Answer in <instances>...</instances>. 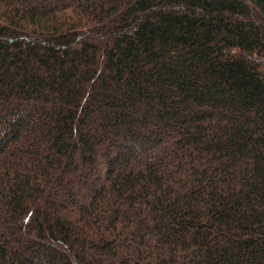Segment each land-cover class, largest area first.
Masks as SVG:
<instances>
[{
	"label": "trees",
	"instance_id": "16d2710c",
	"mask_svg": "<svg viewBox=\"0 0 264 264\" xmlns=\"http://www.w3.org/2000/svg\"><path fill=\"white\" fill-rule=\"evenodd\" d=\"M0 264H264V0H0Z\"/></svg>",
	"mask_w": 264,
	"mask_h": 264
}]
</instances>
